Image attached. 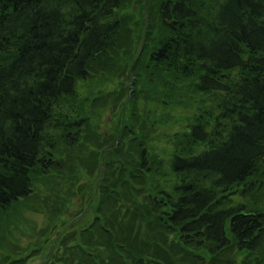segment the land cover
<instances>
[{"label":"trees","instance_id":"obj_1","mask_svg":"<svg viewBox=\"0 0 264 264\" xmlns=\"http://www.w3.org/2000/svg\"><path fill=\"white\" fill-rule=\"evenodd\" d=\"M127 2L0 0V220L45 189L52 222L83 196L47 264H264V0ZM193 96L160 157V113Z\"/></svg>","mask_w":264,"mask_h":264},{"label":"rangeland","instance_id":"obj_2","mask_svg":"<svg viewBox=\"0 0 264 264\" xmlns=\"http://www.w3.org/2000/svg\"><path fill=\"white\" fill-rule=\"evenodd\" d=\"M145 1L146 4L149 3V0ZM142 3L143 0H128L126 8L122 14H129L130 16H133V13H140V11H142L140 4ZM149 20L150 18L147 16V24H149ZM131 77L133 76L131 75ZM104 84L107 88L105 90L112 94L117 90V88L120 87V81L114 78H110L109 81H106ZM79 91L82 95L83 92L89 91V84L87 83L83 85V83H81ZM131 92L132 90L128 91V95H130ZM198 98L197 96L189 97L188 99L184 98V102L186 101L184 104L177 98L176 103H172L175 107H173L171 110L167 109L160 113V115H163L162 118L165 122H163L158 127L157 131L152 134L153 139L150 143L157 155L160 157H163L164 155L166 156V151L172 149L171 143L168 139L169 136L172 137L174 133L176 134L185 132L189 123L188 117L194 114L196 115V113H201V111L198 110V107L203 106H201L202 104H196ZM114 99L115 97L109 99L107 97L104 105L97 107V113L101 118V130L104 132L110 131V127L113 126L112 122L114 118L113 120L110 118L113 116L111 113L113 112ZM206 100L209 101V98H206ZM177 102L182 103L183 105L177 104ZM209 102L205 103V105L208 107H210V105H208ZM106 104L108 105L105 106ZM187 104L188 107H186ZM118 112L120 111L118 110L117 113ZM117 119L118 118H115L114 121L117 122ZM47 199H49V192L44 189L43 191H40L38 195H33L29 199L19 202V208H14L12 213L5 214L1 218L0 247L2 245L4 248H0V255L6 250L7 252H14L13 247H18L20 252L28 257L27 264H47V260H50L51 254L54 258L56 255L53 254L63 253V250L61 249L59 251L57 248L58 245L56 246L54 243V235L56 234V230H53L52 232L46 231L48 228H50V226H53V224H56L57 226L58 224L61 225L60 223H63L64 227L68 226L66 228H71L72 224L70 223L69 218L75 217L80 211L79 209H83V204H81L83 196L79 197L76 203L70 208L68 211L69 214L66 213V211L59 210L56 222H52L51 219L44 214V212L47 210L55 211L54 207H48L46 205L45 202ZM40 235L44 236L46 239V247L40 254L33 255L32 250L28 251L27 248H29V244L31 242H35L36 238L38 239ZM170 237L171 236H169V238ZM52 248L53 252H50Z\"/></svg>","mask_w":264,"mask_h":264}]
</instances>
